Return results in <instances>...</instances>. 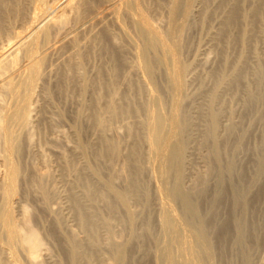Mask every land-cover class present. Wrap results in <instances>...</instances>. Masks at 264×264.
<instances>
[{
  "label": "bare ground",
  "instance_id": "bare-ground-1",
  "mask_svg": "<svg viewBox=\"0 0 264 264\" xmlns=\"http://www.w3.org/2000/svg\"><path fill=\"white\" fill-rule=\"evenodd\" d=\"M50 1L0 0V264H264V0Z\"/></svg>",
  "mask_w": 264,
  "mask_h": 264
},
{
  "label": "rangeland",
  "instance_id": "rangeland-1",
  "mask_svg": "<svg viewBox=\"0 0 264 264\" xmlns=\"http://www.w3.org/2000/svg\"><path fill=\"white\" fill-rule=\"evenodd\" d=\"M49 1H50V0H49ZM51 1H54V3H53V2L51 3ZM51 1H50V3H51V4H54V5H51L50 3H49V4L52 6V8H54L53 10H55V9H58V8L60 9V7H62V6L64 5L63 3H66V2L69 1V0H62V1H61V0H51ZM62 4H63V5H62ZM61 5H62V6H61ZM53 6H54V7H53ZM164 19H165V18H164ZM166 19H167V18H166ZM88 23L90 24V27H91L92 25H94L93 23H95V21H91V23H90V22H87L86 25H88ZM91 24H92V25H91ZM86 25H85V24L82 25V26L80 27V29L83 30V28H84L83 26H85L84 30H87L88 28H90L89 25H88V26H86ZM0 53H1V52H0ZM96 63H97V62H96ZM63 128L65 129V130L63 129L64 131H67V130L69 129V127H66L67 129H66L65 127H63ZM55 136H56V134H55Z\"/></svg>",
  "mask_w": 264,
  "mask_h": 264
}]
</instances>
